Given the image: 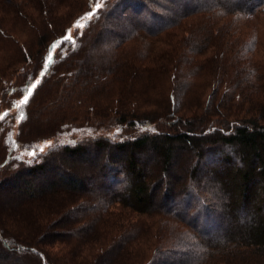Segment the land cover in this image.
<instances>
[{"label": "trees", "instance_id": "1", "mask_svg": "<svg viewBox=\"0 0 264 264\" xmlns=\"http://www.w3.org/2000/svg\"><path fill=\"white\" fill-rule=\"evenodd\" d=\"M259 14L264 0H0V264H264Z\"/></svg>", "mask_w": 264, "mask_h": 264}, {"label": "rangeland", "instance_id": "2", "mask_svg": "<svg viewBox=\"0 0 264 264\" xmlns=\"http://www.w3.org/2000/svg\"><path fill=\"white\" fill-rule=\"evenodd\" d=\"M96 8H94V10H95ZM84 23H85V21L83 20L82 22H80L79 24H76V25H74L72 28H71V30H70V32H69V34L67 35L69 38H73V36H74V31H75V28L78 26L80 29H82L83 28V26H84ZM253 23V26H252V29H253V27H254V29L256 28V31H254L255 32V34H259V38L262 40V43L261 42H259V53L256 55V58L258 59V62H264V14H259V15H256V17H254V18H252L251 19V21H250V25ZM81 25H82V27H81ZM56 50H57V46H55L52 50H51V52H50V54H49V56H51L52 57V59L51 60H49L48 58H47V63L46 64H48V63H50L52 60H53V57H54V55H55V53H56ZM48 56V57H49ZM262 67H264V65H261ZM39 80V79H38ZM22 98L23 97H21V98H19L18 99V101H17V103H16V105L17 104H19L20 103V101L22 100ZM15 109H13L12 110V112L14 111ZM14 113V112H13ZM19 126H20V121L19 120H16L15 121V123H14V126H13V129L15 130V132L17 133L18 132V129H19ZM50 143H48V144H42V146L41 147H43L44 148V150L47 148V146L49 145ZM214 168V167H213ZM213 168H212V166H206V168H203V169H201L202 170V173H203V171L204 172H208V174H204V176L205 175H207L205 178H204V176H200V178H204L203 179V182H201L202 183V185H204V187H203V190L205 191H203V190H201L203 193H205L206 194V197L210 200V201H212L213 203H215L216 205H217V207H216V209H215V214L217 213V215H222V218L224 219H229L228 218V216L226 217V215H224L223 214V212L226 210L224 207H222V198H224L223 197V191L222 190H219L218 188L219 187H221V184L219 183V182H217V180L216 179H214V176H213V173L211 174V172H210V170L212 169L213 170ZM210 172V173H209ZM207 193H208V195H207ZM225 202H227V201H225ZM221 206V207H220ZM220 208H222V209H220ZM243 218V217H242Z\"/></svg>", "mask_w": 264, "mask_h": 264}, {"label": "snow or ice", "instance_id": "3", "mask_svg": "<svg viewBox=\"0 0 264 264\" xmlns=\"http://www.w3.org/2000/svg\"><path fill=\"white\" fill-rule=\"evenodd\" d=\"M81 27H82V25H81ZM65 39H68V37H65ZM53 47H55V45ZM48 59L51 60L52 57L49 56ZM44 67L47 68V65H44ZM40 75L43 76L44 72H41ZM39 83H40V81L37 80L35 83H32L30 87L26 86V94L23 96V98L20 101V103L16 105L17 108H20L21 105H26L27 104V102L29 101V98L33 95V90L37 87V85ZM20 117H21V119L24 118L22 112L20 113ZM40 152L41 153L44 152V148L43 147L40 148ZM29 155L35 157L36 153L35 152H30Z\"/></svg>", "mask_w": 264, "mask_h": 264}]
</instances>
